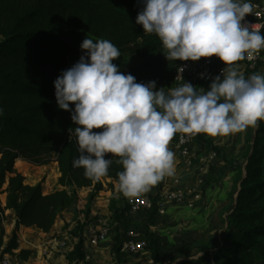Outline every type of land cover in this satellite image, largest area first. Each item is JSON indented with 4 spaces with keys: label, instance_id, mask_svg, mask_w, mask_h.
I'll return each mask as SVG.
<instances>
[{
    "label": "trees",
    "instance_id": "1",
    "mask_svg": "<svg viewBox=\"0 0 264 264\" xmlns=\"http://www.w3.org/2000/svg\"><path fill=\"white\" fill-rule=\"evenodd\" d=\"M142 8L141 0H0V260L9 254L17 261H27L32 251L20 249L21 228L37 227L48 233L64 211L80 213V189L92 187L94 191L88 195L85 218L78 219L74 228L78 241L71 260L86 257L80 231L92 221L91 206L98 192H112L109 207L116 221L129 210L127 199L123 209L117 208V196L125 198L118 191V172L123 170L115 162L118 157H113L108 175L100 181L85 177L82 167H73L79 153L71 132L77 125L69 111L58 108L53 82L84 54L80 44L87 37L114 43L121 55L113 63L119 71L135 76L137 82L155 80L156 88L165 87V92L174 88L172 76L181 60L168 61L160 39L136 23ZM249 133L244 173L225 218V234L215 244L203 247L199 260H190L189 255L179 264H264V122L250 128ZM217 149L214 145L211 150ZM18 161L35 166L54 162L59 170L58 184L63 188L46 192L43 179L28 183L16 168ZM7 210L16 219L4 242ZM157 215L155 204L142 225L147 249L154 257L159 247V236L152 230ZM115 241L114 251L118 252L122 240L117 236Z\"/></svg>",
    "mask_w": 264,
    "mask_h": 264
},
{
    "label": "clouds",
    "instance_id": "2",
    "mask_svg": "<svg viewBox=\"0 0 264 264\" xmlns=\"http://www.w3.org/2000/svg\"><path fill=\"white\" fill-rule=\"evenodd\" d=\"M141 3L136 23L160 39L168 61L215 56L226 67L206 91L184 82L165 92V87L156 88L155 80L137 82L132 74L119 71L113 61L121 53L110 40H82L84 54L53 82L58 108L69 111L77 125L71 132L79 153L73 167L100 181L118 157L115 162L123 167L118 191L128 198L175 175V154L168 146L176 133L229 136L264 122V74L246 78L236 63L264 48V34L242 23L253 11L251 0Z\"/></svg>",
    "mask_w": 264,
    "mask_h": 264
},
{
    "label": "crops",
    "instance_id": "3",
    "mask_svg": "<svg viewBox=\"0 0 264 264\" xmlns=\"http://www.w3.org/2000/svg\"><path fill=\"white\" fill-rule=\"evenodd\" d=\"M248 133L249 128L242 133H237L238 143H245V141H247ZM175 139L176 135H174L168 147L175 154L176 172L173 177L164 178L162 181V187L175 185L195 187L200 184L203 191L202 198L197 202L195 208L189 207L186 203L170 204L167 206L165 214L157 215L155 224L152 227V230L159 236V248L162 250L165 249L163 253L173 254L180 247L185 248L183 252L186 251V253L181 254V257L178 260L179 264L187 256L186 248L192 246V242L200 240L202 237L208 238V236H210L209 232H213V234L216 233L215 238L217 242L223 237V234L225 233L224 228L226 227L225 218L233 207L237 194L238 179L244 173L243 166L246 160L244 157L243 161L234 162V166H231L232 169H227L228 166L225 163L216 164L211 171L206 170L207 167L205 169H199L196 167L187 169L181 164L175 147ZM218 144H220V140L218 141ZM236 150H241V145H238ZM58 178L59 174L57 175V179H48L49 181L43 179L44 190L46 192H51L55 189L63 188L58 184ZM39 181L27 182L30 184H36ZM51 183L56 185L55 188L50 185ZM93 191L94 188L92 187L79 190L82 200H84L85 203L87 202L86 199H88V195ZM157 191L158 184L144 194L154 195ZM112 196L113 194L110 190L98 192L92 202L91 215L97 216L99 213H105L108 216H112L113 212L109 207V201ZM5 198L6 194L2 196L4 204ZM126 199L127 197L123 198L117 196V208L120 210L123 209L126 204ZM74 213L73 209L64 211L62 216L57 219L54 227L48 233L42 232L37 227H22L18 233L20 249H30L32 254L27 261L19 259V261H17L18 264H63V257L61 255L52 254L51 257H49V255L46 257L44 251L48 248L50 236L55 233H63L64 226ZM147 213L148 211L146 210H142L135 214L129 213L128 210L125 211L124 216H122L119 221H116L118 229L116 235L119 239H123V234L129 227L134 226L143 230L142 225L144 219L147 217ZM5 216H8L9 218L7 219V222H5V220L3 221L5 228L3 236L4 242L9 239L16 219L11 210H7ZM115 243V237H109L98 246H84V252L89 258H85L82 261L74 259L73 264H109V262L112 261L113 255H116V251H114ZM201 244H197L196 247L201 249L205 247ZM123 250L124 249L121 248L119 252L122 253L124 252ZM197 253L198 250L190 252L189 255L193 256ZM114 263H117V259L114 260ZM122 264H128V261L122 262Z\"/></svg>",
    "mask_w": 264,
    "mask_h": 264
},
{
    "label": "built area",
    "instance_id": "4",
    "mask_svg": "<svg viewBox=\"0 0 264 264\" xmlns=\"http://www.w3.org/2000/svg\"><path fill=\"white\" fill-rule=\"evenodd\" d=\"M253 4V11L245 17L246 22L251 25L253 30H264V0H251ZM218 58L202 57L198 61H180L177 70L172 76V83L174 87L182 85L184 82H190L196 87L198 91L199 85L202 83H211L213 78L222 74L224 66L217 65ZM264 60V48L258 53L253 54L252 59L247 57L241 62L248 68L254 69L257 65ZM183 66L181 72L180 67ZM199 92V91H198ZM195 135L176 133L175 147L180 157L182 164L188 168L205 169L213 164L218 158L216 150H210L208 153L198 155L192 148ZM202 186L196 185L195 187H183L180 185L163 186L154 195L143 194L136 198H128L127 204L129 205V213L135 214L142 210H150L156 204L157 213L159 215L166 213V208L170 204L186 203L189 207L195 208L196 204L202 198ZM110 222L102 216H93L92 221L89 222L82 235L83 241L86 246H98L102 241L109 238ZM50 246L44 251L46 255H51L50 248H67L69 243L65 236H55L49 242ZM148 242L141 229L129 227L123 234L122 248L130 254L136 255L143 253L147 250ZM86 259L89 258L87 255ZM0 264H18L17 259L13 256L6 254L0 260Z\"/></svg>",
    "mask_w": 264,
    "mask_h": 264
},
{
    "label": "rangeland",
    "instance_id": "5",
    "mask_svg": "<svg viewBox=\"0 0 264 264\" xmlns=\"http://www.w3.org/2000/svg\"><path fill=\"white\" fill-rule=\"evenodd\" d=\"M236 63H238L240 65L239 71L242 72L246 78L248 76H250L251 74H254V73L264 74V60L261 61L257 65V67L254 68V70L251 68H248L241 61H238ZM216 64L226 67L224 62L221 60H219V63L217 62ZM210 84L211 83L200 84L199 85V92L202 90L201 87L204 88L203 89L204 91L208 90ZM249 130H250V128H249ZM197 135H199V136H197ZM249 135H251V134L249 133ZM219 140H220V144H218ZM207 141H210L211 144H208ZM245 143H247V141H245ZM245 143H243V144L238 143L237 133L233 134V135H229V136H216V137H212V136L206 135L204 133H200V134H196L195 139H194L193 144H192V148L197 152L198 155H203V154L208 153L214 147V145H216L218 147V149H217L218 158L215 161L216 163L214 162L213 164H211L212 166L210 165L206 168V170L211 171L214 169L215 165L219 164V163H223V164L225 163L228 166V168L226 167L227 169H232L231 166H234V162L243 161V159L245 157V152L248 148L247 144H245ZM238 145H241V150L237 151L236 147ZM179 159H180V157H179ZM180 161H181V159H180ZM181 164H182V161H181ZM182 166H184V165L182 164ZM16 168L24 173L27 181H32V182H36V181H39L42 179H45L47 181H49L48 179H57V175L59 174V170L57 168V165L54 162L50 163L49 165H46V166H35V165H32V164L24 162V161H18L16 164ZM197 168H199V167H197ZM50 185L53 188H55V186H56L53 183H51ZM85 204H86L85 201L81 200L80 205H82V207H83V208H81V212L76 213V211H75L74 215L69 219V221L64 226V229L62 231L63 233H60V234L55 233L52 236H50L49 240H51L55 236H65V238H67V240H68L69 245L67 248H63V249H61V248L51 249L50 248L49 249L51 251V255L52 254H59L63 257V264H73L74 260H71L69 258V256H71L74 244L78 241V239H77L78 236L74 234V228L77 226L78 219H82V218L84 219L85 218V213H84ZM8 216H5V218H6L5 222H7V219L9 218ZM91 216H94V215H91ZM99 216L106 218L110 222L111 228H110L109 237H112V238L117 237L116 233L118 232V229H117V225H116V220L112 216H108L105 213H99L97 215V217H99ZM84 228H83V230H84ZM220 228H221V226H220ZM83 230L80 231L81 235L83 233ZM78 233H79V231H78ZM209 235L210 236H208V238L202 237V239L192 242V246H189L186 248L187 249V256H189L190 252H192V251L195 252L196 250H198V253L201 252L202 249L196 247L197 244L200 245L202 243L201 245H204L205 247H208L210 245L215 244V242H217V240L215 238L216 233L213 234V232L212 233L209 232ZM48 246H50V244H48ZM84 246H86L85 243H84ZM184 249L185 248L180 247L173 254H165V253H163L165 251V249L162 250L158 247V249H156L157 251H156L155 257L152 256V251L150 250V248L147 249L145 252L140 253V254H136V255L130 254L126 250H123L124 252H122V253H120L118 251V254H117V252H116V255H113L112 261H110L109 264L110 263H112V264L121 263L122 264V262H126V261H128V264H176V262L178 264V260L180 259L181 254L186 253V251L183 252ZM44 255L47 257L46 254H44ZM51 255L49 257H51ZM115 259H117V263H114ZM105 262H107V261H105ZM49 264H51V263H49Z\"/></svg>",
    "mask_w": 264,
    "mask_h": 264
}]
</instances>
